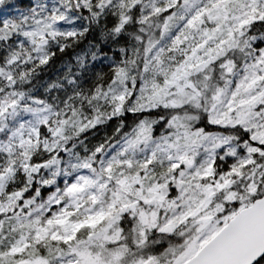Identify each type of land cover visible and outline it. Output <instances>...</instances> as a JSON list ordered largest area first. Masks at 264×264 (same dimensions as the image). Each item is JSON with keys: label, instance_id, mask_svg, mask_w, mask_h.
<instances>
[{"label": "snow or ice", "instance_id": "1", "mask_svg": "<svg viewBox=\"0 0 264 264\" xmlns=\"http://www.w3.org/2000/svg\"><path fill=\"white\" fill-rule=\"evenodd\" d=\"M0 264H264V0H0Z\"/></svg>", "mask_w": 264, "mask_h": 264}]
</instances>
